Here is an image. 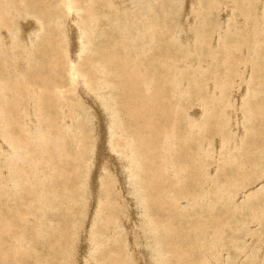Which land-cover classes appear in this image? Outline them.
<instances>
[{
    "label": "bare ground",
    "instance_id": "6f19581e",
    "mask_svg": "<svg viewBox=\"0 0 264 264\" xmlns=\"http://www.w3.org/2000/svg\"><path fill=\"white\" fill-rule=\"evenodd\" d=\"M191 1L193 4V0H191ZM232 1H234V0H225V2L222 0L223 4L220 5L215 0H195L194 7L193 6H192L193 8L191 7L192 8L191 12L193 14V17L191 18V20L192 21L194 20V22H196L197 24L196 23L194 24L192 22L193 25L191 26V28H192L194 34H196L195 36H193L194 39L202 38L201 39L202 41L200 40V42H199V43H201V44H199L200 46L196 48L193 46L192 47L187 46L189 44V42H187V40L185 38L186 35L184 37V35H182L180 33L181 31L178 30L179 28H175V26L172 27V25H171L172 23L170 24L171 12L174 10H178L177 0H0V29L6 20H8L10 22V18H12L14 20H16V18H18L21 21L20 17H23L24 15H29V16L32 15V16H36V17L39 16L41 18V15H43V14H45L44 16L48 17V18H42V19L37 18V19L40 20V22L46 23L47 27H50V26L55 27V26H58L59 24L65 25V26H70L69 25V16L73 15V13H72L73 11H71V9H69V8H71V6L74 5L77 9V10L75 9L76 11H78L79 9L85 10L86 13H84V14H82V11H81V18L78 19V17H77L78 22H80V21L83 22V25H80V29L81 28L84 29V34L81 33L82 35H80V32H78V34L80 35V38H81L80 39L81 43L79 42L81 44V48H79V50H78L77 46L79 44L78 43L75 44L73 42L75 40V38H74V40H73V38L68 39L71 41L73 40L71 47L69 45V47H70L69 51L70 52L73 51V53L78 51V53H77L78 55L73 54L74 58L75 59H77V57L81 58L82 54L80 55V53H82V51H83L84 56H85V60H83V61H85V62L80 63V61H79V63H77L76 65H72V63H70L72 60L70 62H68L71 65V66H67L68 70L70 67L69 71L66 69L67 72H69L68 73V80H69V83L76 89L77 83H78V85L80 84V81H78L77 79H79L81 77L80 78V80H81V79H83L82 77H84L85 83L87 84L88 89L90 90V96L93 97L94 99H96L95 97H99V99L102 101V103L104 105H106V108L108 109V110H106L105 107L103 106L105 111H108V116L106 119L108 121L105 122V120H104L105 117L102 113L103 109L99 108V112H100L99 115L101 116V120H102V121H100L99 115H98V118L96 117V115L98 113H96L92 109L93 107L89 106V105H91V103L93 105L94 100L93 101L88 100V98H86L87 94L85 93L86 94V96H85L82 93V92H85V90L80 91L82 89V88H80L79 90L76 89V91L72 92L71 88H67V90H65L64 87H61V85L64 84L66 79H67V78H65V75H64L65 73H64L63 69L60 68L61 66L60 67L54 66L55 67L54 68L51 65L52 61L55 60L56 58H59V56H60L59 53L57 52L59 50V46L57 47V45H56L54 48L56 50V53L54 55L56 57L55 59H54V57H48V53H49L48 48L46 49L47 51L45 50L46 51L45 54H46L47 59H46L45 64L42 66L40 65L41 67H39V70H41V72L39 73V76L34 77L33 76L34 74H31L32 76H29V78L30 77H32V78H30V79H27L28 77L27 78L25 77L24 79L21 77L22 79H17L16 81H13V86L17 90L18 89H25L26 90L27 89L26 85L29 84V86H30V84H31L30 82H33L34 85H36L35 87L30 86L28 88V89H31V91H34L33 89H37V91H38V89L41 90L40 87H42V86L48 87V89L53 87V86L55 88V90L52 89L54 92L46 100L48 103L47 106L49 108V112L48 113L46 112L47 115L44 113V111H42L43 103L45 100L43 93H41L42 91L41 92L39 91L40 93H38V94L31 92V94H29V101L25 102L24 106H21L20 104H16V105L13 104V105H11L12 109L10 108L11 113L17 115V120L11 124V127L15 128L16 131L18 130L19 132H21L22 129L20 130V127L24 124L22 126V128L24 129L26 127V124H27V126L30 127V129H29V131L31 133L30 136H32L35 139L38 136L35 137L32 135V133H34V131H35V133H38L37 131H39L40 129L39 130H37L38 128L35 129L37 127L36 125L38 124L42 128L41 132L44 133L43 144L40 145V144H36L35 142L26 141L24 139L25 134H23V133H21L23 136V137L21 136L22 139H20V137H14L18 140L13 142L12 139H14V138H11L10 132L7 131V128H8L7 125L10 123L9 120L7 121V117H10L11 114L10 113L6 114V112L3 109H0V119H2L0 121V125L2 126V132L4 134V138L2 137V139H0L1 140L0 144L9 145L10 148H13V146L15 148L18 147V149H21L24 147H30L32 149V151L34 152V154L35 153L37 154L39 152V150L41 148H43L44 150L43 151L41 150L43 155H45V158L51 159L53 161V164L44 165V166L39 165L38 167H36L38 170H35V174L37 175L38 171L43 172V173H49L52 169L56 184H60L61 186H63V188L60 192V194H61L60 198H61V203L64 204L66 202V197H67L65 193L69 188H71L73 186H78V188L81 189V193L84 191V192H86V194H88L90 192V190L93 188L94 183L91 184L92 182L87 180V178H88L87 173L88 172L85 171V169L88 168V171L90 170V175H91L93 172L96 171V170H94V168L91 169V167L96 166L99 168L98 163L96 164L93 162L97 159V155L99 154L98 150L101 147V145L104 144V142L106 141L105 138L109 135L107 131H108V129H109V131L111 130V125H112V131L113 132L111 135H109V137L111 138L112 135H114V130H115L116 139L113 138L114 146L119 152H121L123 159H128V161L133 165L132 171H134V172L131 173L132 179L139 181L140 185H136L137 186L136 191L138 193H140V197H138V199L142 202L143 198H145L149 202L147 204H149L151 211H150V208L147 211L146 207L144 206L145 210L147 212V215H148L147 218L152 219L154 221L155 225H157L156 231L160 233V234H157V235H159V237L160 236L161 237L166 236V238H169V239L171 237L173 238V239L171 238L170 240H168L166 245L169 249L168 252L170 253V256L171 255L176 256V253H177L176 250L180 249L181 251H183L182 250L183 246H181L180 243H177L176 241H174V237L178 238L179 235H182L185 231H187L188 233H193V232L201 233L203 231L205 232V231L213 228L214 226L212 224H206L205 223L206 221L204 222L205 224H201L200 223L201 221L200 222L198 221V223H200V224H197V223L190 224L189 220H191V218H193L195 216L193 214V211H192L194 206H193V208L190 209V212L186 213L187 216L184 217L186 220H184V219L179 220L181 225L176 226V224H175L176 217L174 216L173 211H174V209H177L178 206H175V204H179L180 206H182L180 204L182 198H186L187 201L189 202V205H190V202H201L204 200L207 203L204 206L206 211L209 210V212H216L217 208L215 206V203H218V204L220 203L221 206L220 205L219 206L223 207V208L226 207V210L228 211L230 205H232L235 201H237L238 192H240L244 189L247 190L246 187L248 184L253 183L255 181V179L260 177L259 175L264 174V163H263V159H262L264 157V141L263 142L250 143V140H249V142L246 141L247 143L244 145L243 142H241L242 140L238 139V141H237L238 144H236L235 147L239 148L240 152L238 151V154H236V152H235V154H233L232 150L226 148V144L228 142H230L229 139L226 142L224 141V139L229 138L228 137L229 133L231 134L230 139H232V135L234 134V132L232 130V126H235V125L232 124V126H231L230 123L226 121L227 116L221 117L223 112L227 111L228 101H230L234 95L235 96L237 95V97H238V92L235 91L236 94H235V92H233L234 88L238 86V83L236 82L237 79L240 78V80H241L244 77V80H246L247 75L250 73V79H251L250 85H253V86L255 85L254 86L255 90L253 91L254 94L252 95V97H250L249 100L247 101V104H248L247 105V111L257 113L256 116L260 117L259 120L264 119V117H261L264 115V113H263L264 112V99H258V97L263 93L262 92L260 94L259 89L260 88L262 89V87L264 89V59H262L259 56L258 51L256 53V60L254 59V56H252V57H247L245 55L242 56V54L247 55V52H245V46H243V47L239 46L238 48H236L237 53L232 54L231 48H233V46L230 49H229V46L231 44H233V42H231V40H229L228 37H227V39L222 37L223 35L225 36V31H226L227 26H228V25H226V21H227L226 19H225L226 21H224V23L221 22V23H223L222 24L223 29H222V27H220V29L218 30L219 32L217 33L219 35H217L218 37L216 36L218 39L221 38L224 40L223 44L221 43L220 45H217L218 39L216 37L215 38L217 40L214 41L213 40L214 38L212 39V37H213L212 26L213 27L215 26L212 22H209V19L212 21V18H211L212 14H211V17L205 21L202 18L195 20V16L199 15V13H200V12L198 13V11L201 9L200 8L201 5L209 7V8H217V9L219 8V10H218V12H219L220 8H223L225 3H226V6H231L230 7L231 9H233L234 11L236 10L238 12V14L240 15V17H238V18H240V21H241V19L244 21V18L241 17V15L245 14L244 7L238 6V0H236V3L234 2L235 4ZM244 3L246 4V0ZM53 4H54V6H57L58 8H60L59 9L60 12L57 10L58 13L54 12L52 14V17H50L51 9L53 8L54 10H56V8L53 7ZM86 4H89V5H86ZM247 4H248V2H247ZM261 4H264V2ZM66 5H67V9H66ZM114 5L116 8L113 9ZM78 7H79V9H78ZM250 7L251 6L249 5L248 8L250 9ZM172 8H175V9H172ZM242 8H243V10H242ZM246 8H247V6H246ZM253 8H255V7H253ZM68 9L70 10L69 11L70 15L67 13L68 15L65 16L66 13L64 15V12L66 10L68 11ZM152 10H155L157 13L148 12V11H152ZM233 10H232V12H233ZM253 10H255V9H253ZM257 12H258V19H255V20L256 21L259 19L262 20L264 17V14H259V12H261V10L257 11ZM253 14L254 13H252V15ZM188 15L190 16L189 13H188ZM177 17H178V15H177ZM252 17H254V16H252ZM29 18L31 19V17H29ZM130 18L133 19V21ZM32 19H34V18H32ZM61 19H62V22H61ZM185 19H186V17H185ZM233 19L236 20L235 17H233ZM110 20H112V21L110 22ZM248 20H249V18H248ZM255 20L253 23H256ZM31 21L32 20H29V22H28V23H30V25L27 24L28 30L32 24L35 25L34 21L32 24H31ZM237 21L239 22V20H237ZM113 22H116L118 24H122V26H127L131 29H127L126 33H124V34H121V33L116 34L114 30H113V32L111 30V32H112L111 33L110 32V26L111 25L109 26V23L111 24ZM208 22H209V24H208ZM250 22H252V20ZM37 23L38 22H36V25H37ZM39 23H38V25H39ZM43 23H41V24L45 25ZM186 23L187 22H185L184 20L180 21V25L182 26V28H184V31L186 32V34H188L187 30H189L188 24L190 22H188V24H186ZM17 24H19V23H17ZM41 24L38 27L39 29L33 25L32 26L35 27V29L37 28L38 30L43 31L44 26H42ZM175 24L177 25V23H175ZM175 24H173V25H175ZM261 24L263 25V23H261ZM46 25H45V27H46ZM162 25H163V27H162ZM180 25L179 26L177 25V27H180ZM250 25L251 24H249L248 27H250ZM262 25H260V26H262ZM74 26H77V25L74 24ZM74 26H73V28H74ZM16 27H18V26H16ZM22 27H24V29H25L26 26H22ZM66 28L68 29V27H66ZM229 28L230 27H228V29ZM259 28H258V30H259ZM8 29H10V28H8ZM20 29H23V28H21V24H20ZM35 29H33V32ZM180 29H181V27H180ZM238 29H239V31H237V32H239V34L245 35L243 28H242V25H240V23L238 25ZM245 29H246V27H245ZM26 30H24L25 33L26 34L29 33ZM52 30H54V28ZM71 30L72 29H70L69 32ZM192 30L190 29V31H192ZM214 30H215V27H214ZM249 30H250V28H249ZM260 30H263V29L260 28ZM10 31H11V29H10ZM65 31L63 30V32H65ZM76 31H77V29H76ZM247 31H248V29H247ZM251 31H253V30L251 29ZM254 31H255V29H254ZM257 31H255V32L258 34ZM3 32H5V30H3L1 33H3ZM48 32H47V34H48ZM63 32H58V33H63ZM81 32H83V31H81ZM14 33H12L13 36H14ZM17 33L19 34L20 32H17ZM37 33H33V34H37ZM192 33L189 32V34H192ZM214 33H215V31H214ZM250 33L253 34V32H250ZM33 34H30V35H33ZM39 34L41 35L42 33H39ZM39 34L37 35V37L39 36ZM65 34H66V32H65ZM68 34L69 33L67 32V35ZM6 35H7V33H6ZM10 35H8L9 38H10ZM22 35H24V33ZM22 35L20 33L19 37ZM57 35H59V34H57ZM73 35H75V34H73ZM76 35H77V33H76ZM79 35H77V37H79ZM180 35L183 36V37H181L182 38L181 41L187 43V45L185 44L186 46H185V49L183 50V52L180 51L179 49H177L176 48L177 45H175V41H178L176 39ZM13 36L10 39L11 43H9L10 41L8 40L9 41L8 42L9 45L7 47L8 49H11V47L14 45V43L18 44L22 39V37H21V38H19V40H14L15 38H13ZM15 36H16V34H15ZM52 36H53V34H52ZM111 36L113 39L111 38ZM246 36H248V35H246ZM86 37H88V39H86ZM252 37L253 36H251L250 39ZM12 38H13V41H12ZM16 38H18V35L16 36ZM25 38L26 39L29 38V41H30L31 37H29V35H28ZM61 38H64V37L61 36ZM67 38H70V35ZM6 39H8V38H6ZM31 39H32V42H31V44H32L34 42L33 39H35V37L34 38L32 37ZM83 39H84V41H83ZM243 39H245V36L241 37L240 41ZM23 40H25V39H23ZM64 40H65V38H64ZM68 40H66V41L69 42ZM80 40H76V41L78 42ZM251 40H254V42L251 41L252 44L249 42L251 49H248V51L252 50V48H253V50L255 52V48L257 47V46L254 47L255 46V39L253 38ZM1 41H0V43H2ZM161 41H163L166 44V46L168 48H170V49L164 48V49L169 50V52L166 50L170 54L168 63L165 60L161 59L160 51H159L160 54H158V52H155L156 50H159L156 48H158V47L162 48L163 47L162 45H159L161 43ZM234 41H236V39ZM24 42L26 44V41H24ZM35 42H37V41L35 40ZM92 42H93V44H92ZM190 42L192 43V41H190ZM225 42H230V44H227ZM242 42H244V41H242ZM197 43H198V41H197ZM5 44H6V42H5ZM19 44H21V43H19ZM27 44H29V43H27ZM97 44L99 46H97ZM237 44L238 43H236V46H237ZM25 46H23V47H25ZM195 46H197V45H195ZM38 48L39 47L36 46V50L34 49V52L31 53V57H30V58H32L31 61L33 63H36V64H39V61L37 58L38 52H39V51H37ZM43 48H45V47H43ZM208 48L209 49H215V51L208 52ZM2 49L3 48H0V51ZM5 50H7V49H5ZM5 50H3V51H5ZM19 50H21V48ZM11 51H10V54H11ZM18 51H16V49L14 51H12V55L10 58L12 59V58L18 57L20 55L19 54L20 51L19 52ZM24 51H25V49H24ZM162 51H163L162 54L164 55V50L162 49ZM21 52H23V51H21ZM196 52H198L199 54L202 55L200 59H199V56L195 54ZM254 52H253V54H254ZM50 53H51V51H50ZM50 53H49V55H50ZM64 53H66L67 55L70 54V53H67V51ZM6 54H7V52H6ZM191 55H194L193 56L195 58L194 62H191L189 60ZM233 55L235 56L234 62H232V64L229 66L227 64V57L233 58ZM263 56H264V54H263ZM238 57H239V59H238ZM33 58H35L36 61H33ZM66 58H67V56H66ZM2 59L5 60V58H2ZM22 59H23V57H22ZM202 60H206L207 63L203 64ZM7 61H9V60H7ZM250 61H251V63H250ZM2 62H4V61H2ZM17 62H18V60H17ZM58 62H59V59H58ZM61 62H64V60H62ZM18 63H20V62H18ZM181 63L185 64V65L187 63H190L189 65L185 66V69L189 70V71L191 68H193L195 66L200 68V69H198V71L195 70V73H188L187 72V74H195V75L201 74L202 75L203 85H206L205 91L207 93V96L210 94L211 101H213V105H212L213 107L212 108L211 107L206 108L204 105H202L204 110H205V112H204L205 114L203 113L201 115L206 116V120H208V119L210 120L213 117H214V119L207 121L205 123L201 120V118L203 116L201 117V116L195 115L196 116L195 120L191 119V118H186L187 116L191 117V114H192L191 113V107L188 105L190 102L191 96H189L190 87L187 84L193 83V82H191V80L188 79V77L181 76L182 74L177 69V66L179 68H180V66H183ZM24 64L26 65V63H24ZM24 64H23V66H24ZM53 64H54V62H53ZM204 65H206V66H204ZM247 65H249V67H247ZM251 65H252V67H251ZM3 67H4V64H3ZM31 67L33 68V66H31ZM221 68H224L225 72L229 74L228 79L222 81L225 84V90H226L225 95H222L220 91H217V89L215 88V85L213 84V80L215 79L216 75L219 73ZM10 69L13 71L14 67H13V69L12 68H10ZM245 69L247 71H245ZM36 70H37V68H36ZM92 70H96L99 73L96 72L95 75L91 74ZM67 72H66V74H67ZM177 72L180 73V77H179V73H177ZM245 72H248V74L246 75ZM8 73H9V71H8ZM15 74H17V73H15ZM26 75H28V74H26ZM86 75H87V79L89 78V80L86 79V77H85ZM18 78H20V77H18ZM90 78L92 80H90ZM3 82H4V79H3ZM58 82L61 84L58 85L57 84ZM242 82H243V80H241V82L239 84H242ZM250 85L248 88H246L247 91H248V89H250ZM259 85H261V87H259ZM95 86L98 88H94ZM147 88L150 90V93H148L149 90L147 91ZM15 89L13 88V91ZM43 89H44V87H43ZM243 89H244V87H243ZM95 90L97 92H100L101 94L96 93ZM22 92H24V91H22ZM44 92H46V91H44ZM18 93H20V92H18ZM71 93L72 94L74 93L75 95L73 94L71 96ZM186 93L188 96L186 95ZM240 94H242V93H240ZM250 94H251V92H250ZM13 95H15V94H13ZM16 96H17V94H16ZM75 96H76V98H75ZM203 96H205V93ZM34 97H36V98H34ZM169 97L175 98V100H174L175 102L172 100V102H174V105H171L172 103L169 102V103H171L170 105L173 107V108L171 107L172 108L171 110L169 109L171 112L169 110H167V112H163L164 106L154 107V105L156 103L161 104L160 103V102H162L161 99H164L165 101H167V99ZM17 98H18V96H17ZM238 98H240L239 101L240 102L242 101L241 103H243L242 98L240 96ZM260 98H262V97H260ZM209 99H208V101H209ZM200 100H201V98H200ZM38 101H39V103H38ZM133 101H135V103ZM197 101H199V99ZM200 103H203V102H200ZM163 104H165V103H163ZM82 105L88 106L87 108H89V111L91 112L90 116H92V118H93L92 123H89L88 125L85 123L86 124L85 129H83L84 126H82L84 121H82L79 118V114H80V112H82L81 111ZM158 105H155V106H158ZM187 105L189 106L188 109H187ZM9 106H10V104H9ZM101 108H102V106H101ZM20 109H24L25 113L19 112ZM32 109H35V113H36V117H34L35 119L31 118V114H33ZM211 109H212V111H211ZM150 110L153 111V114L149 113L152 115L147 114V112ZM165 111H166V109H165ZM210 111L212 112L211 114H210ZM242 111H243L242 109L241 110L239 109L238 112L242 113ZM87 113H89V112H87ZM84 115L87 116V114H84ZM19 116L21 118H19ZM112 116L114 117V119L112 118ZM241 118H243V116ZM84 119H86V118H84ZM88 120L89 119H87V121ZM240 120H242V119H240ZM195 121L196 122L200 121V125L195 123ZM263 122H264V120H263ZM30 123H35V125L32 127V124L30 125ZM51 123H52V125L56 126V127L54 126L56 128L54 135L57 138L53 137V135L50 134V130H47V127L50 126ZM63 123H64V126H63ZM211 123H213V127H214L212 129L215 130V131L212 130V132L209 130V127H211L209 124H211ZM187 124H188V127L185 126ZM243 125L248 130L252 129L251 128V121H249V122L246 121V123H244ZM88 127H90V128H88ZM204 127H205V131H203ZM103 128H104V130H103L104 132H102ZM233 128H235V127H233ZM181 129H183V130L180 131ZM24 131H25V129H24ZM209 133H210V135H209ZM38 134H40V133H38ZM88 134H90V136L92 137V140L87 142L86 136ZM250 134H251V132H250ZM219 135L221 136V138L220 137L217 138V136H219ZM8 136H10V137H8ZM245 136H246V134H245ZM263 138H264V136H263ZM61 140L67 141V142L71 143L72 145H74L75 143L78 145L77 147L79 150L76 152V155L74 157H72L66 151V149H64L60 146L59 141H61ZM252 141H254V140H252ZM257 141H258V139H257ZM89 142H90V144L92 142V144H91L92 145L91 151L93 152L92 156H89V152H90V151H88V149L90 148ZM14 143H16V144H14ZM231 144H232V142H231ZM221 145H223V147H222L221 151L220 150L218 151L217 149L221 148ZM56 146H58L59 148H57ZM15 148H13V150ZM30 148H29V150H30ZM5 149L7 150L8 148L5 147ZM231 149H234V148H231ZM8 150H12V149H8ZM76 150H77V148H76ZM6 152H8V151H6ZM252 152H253V157L250 158L252 155ZM100 154H101V152H100ZM12 155H13V152H12L11 156ZM17 155H20V153L16 154V152H15V156H17ZM37 155H35V156H37ZM11 156H9V157H11ZM131 158H132V160H131ZM244 158H246V159H244ZM11 159H12L11 163H10L11 165L9 164L10 167H9V165H7L5 172L6 173L9 172L10 177L13 178L14 180H15V178H16V180H17V178H21L22 180L25 179L24 181L29 183V185H28L29 188L26 189V192L23 191L27 195L26 196L27 198H25V202L18 200L17 199V192L14 189L15 183L10 182L9 178L7 179L5 176V178L7 180H9L6 182L9 183V185H10L9 187L11 189L8 191V194H7V196H8L7 197V204H6L7 206H5L2 202V200L0 199V264H23L22 262H31L30 254H31L32 259L44 260L41 257L42 255L36 254L34 251H32V253H31L30 251L35 247L38 249H39V247H41L42 244H41L40 238L38 236L39 234H41V236L46 240V243H50V244L52 243L53 237L55 235V231L53 230L52 232L47 233L43 229V224L46 225L47 223H43L42 220L49 218L51 216L53 218V216L55 214V210H54L55 207L53 208L51 206V204H46L45 202H44V204L39 206L38 204H33L29 201V200L35 199L38 196H41V191H38L37 190L38 187H36L37 184H39V182L38 183H33V182L31 183L29 180V179H31L30 175L27 176L25 172H22L20 170V168H17L15 166L16 165L15 159H13L12 157H11ZM0 160H2V159H0ZM84 160H85V162H84ZM125 161H127V160H125ZM121 165H123V164H121ZM218 165H219V168H218ZM212 166L216 167V169L218 168V170H219V172L217 173L218 175H216V176L214 175L215 179L213 178L214 176L212 175V173L209 174V172H211L210 168ZM10 169L13 170V171L11 170L13 173L15 172V174H14L15 178L11 175ZM135 169H136V171H135ZM203 171L206 173V175L209 179L203 178V176H202ZM95 174H97V171L95 172ZM77 177H78L79 184H77V180H76ZM193 177H195V178H193ZM1 178L2 177H0V179ZM106 178H107L108 185H106V187L103 189L106 191V195L104 194L103 196L104 197L107 196L108 201L107 202H101L100 201V202L103 203V208L106 207L108 209H111V208L112 209L111 210L105 209V212L104 213L102 212L106 216H103V214L101 213V209L99 212L102 214L103 218L104 217L108 218L110 216L111 218H113V220L122 219L123 215L122 216L116 215L115 218L113 217V214L116 212V210H120L123 208L122 205L124 206V204L121 203L120 199L118 201V198H119L118 194H117L118 185L115 184V179L113 178L112 174H109V176ZM220 178L227 180L229 182V184L225 183L223 185L222 184L218 185L220 183L218 181V179H220ZM27 180H29V181H27ZM212 180H214V186L215 187H212L213 189L211 190V188L209 186L208 187H206V186L209 184L208 182L212 183L211 182ZM125 181H126V179H125ZM3 183L4 182H2V184ZM25 184H27V183H25ZM122 184H124V183H122ZM187 184H193V187L185 188L184 186ZM103 185H104V182L102 183V186ZM94 186H95V184H94ZM12 187H13V191H12ZM204 187H206L204 189V192L198 191L199 188H204ZM122 188L124 189L123 186H122ZM17 189H19V188H17ZM40 189H41V187H40ZM127 189H130V188H127ZM1 190L2 189L0 187V191ZM119 190H120V187H119ZM105 191H102V192H105ZM78 192H80V191H78ZM120 192L121 191H119L118 193H120ZM123 192H124V190H123ZM193 192H198V194H193ZM245 192H247V191H245ZM91 193H92V191H91ZM262 193H264V192H262ZM10 194H12V196H10ZM86 194H84V195L80 194L82 200H84L83 199L84 197H86V199L89 198V196H86ZM92 194H94V193H92ZM130 194H132V193H130ZM1 195L2 194H0V196ZM49 196H50V193H49ZM96 196H98V195H96ZM103 196H101V197H103ZM240 196L242 197V195H240ZM254 196L255 197H252V198H254L253 200H255L257 196H259V192L258 193L254 192ZM50 198L51 197H49V201L51 200ZM90 199H91V197L88 200H90ZM37 200L39 201V199H37ZM46 200H47V198H46ZM116 200H117V202H116ZM27 202L30 205V212H28V214L25 212H19L21 210L18 211L19 208L17 206L20 204L26 205ZM54 203H55V201H54ZM81 203H83V201ZM88 203H89V201H88ZM213 203H214V205H211ZM251 203H253V202H251ZM92 204H90V206ZM200 204L201 203H199V205ZM247 204H248V207H245L244 209L238 207L240 209L237 211L231 212V210H230L229 213H232L234 218L231 215L229 217L227 214V216H225V221H227L228 218H230V219L241 218V219H238V221H237V223H239V222L244 221V218H248V217L253 218L254 216H256L255 214L264 211V208H262L260 205L250 204L249 201L247 202ZM25 205H23V206H25ZM45 206L47 207V210H45V209L40 210L39 209V211H37V209L39 207H45ZM133 207H135V206H133ZM191 207H192V205H191ZM236 208H237V205H236ZM24 209L22 208V210H24ZM27 211H29V210H27ZM77 212H78V208L71 206V205H67V206L62 205V207H61L60 224H61L62 230H63L61 232V236H62V240H63V243H61V247H66V246H64V244L67 241L68 234L71 233V228H76L78 226L79 220L73 218V214H75ZM197 213L198 212L196 211L195 214H197ZM116 214H117V212H116ZM206 216H207V214H206ZM39 217H41V218H39ZM36 218H38V220H37V223L34 225L33 220ZM210 218H212V217H210ZM222 218H223V216H222ZM56 219H58V218H56ZM104 219H105V221L108 220V219L106 220V218H104ZM223 219H221V220H223ZM195 221H197V220H195ZM253 221L255 222V219ZM257 221H258V219H257ZM109 222H111L110 218H109ZM121 222H120V224H121ZM84 223H86V222H84ZM218 223H220V222L217 221V224ZM243 223H249V222H243ZM91 224H93V222ZM152 224H153V222H152ZM251 224H252V222H251ZM251 224H249V225H251ZM223 225L225 226L227 224H223ZM241 225H242V223H241ZM35 226H38L39 232H38V234L34 235L33 233L36 230H34L33 227H35ZM227 226H230V225H227ZM245 226L248 227L247 225H245ZM83 227H84V224H83ZM120 227H121V225H120ZM124 227H123V230H124ZM80 229L81 228L79 227L78 230H80ZM113 229H115V228H113ZM240 229H242V228H239V230ZM30 230H31V235H29L30 232H28ZM250 230L251 229H248L249 233H250ZM119 232H121V231H118V233ZM107 233H109V231H107ZM107 233H105L106 237L108 236ZM234 233L238 234L235 231H234ZM123 234H126V233H123ZM82 235H83V233H82ZM215 235L218 237V238H216V237L215 238L219 240L220 233L216 232ZM89 239H91V238H89ZM165 240L167 241V239H165ZM211 240H212V238H211ZM107 241L110 244L111 242H114V239L109 238V239H107ZM118 241L119 240H116V242H118ZM120 241H122V240L120 239ZM222 242L225 243L224 241H222ZM75 243H76V240L72 243V248L75 246ZM73 244H74V246H73ZM199 244H200V242H199ZM209 244H211V243H209ZM218 244H219V242L217 243V245ZM24 245L26 246V248H25L26 251L24 252L21 249V252H23V254L26 253V255H27L26 257L23 254H18L15 250V248L17 249L19 246H24ZM211 245H213V242ZM214 245L216 246V244H214ZM122 246H123V244H122ZM192 246H193V244H192ZM235 246H234V248H235ZM109 247H110L109 252H106V255L103 258H101V262H104V264H115V262H124V260L127 259L125 257V253H127V252L125 250L121 249L120 245L109 246ZM224 247H222V248H224ZM238 247H239V244L236 248H238ZM245 247H246V245H245ZM189 248H190V245H189ZM162 249H160V250H162ZM256 249H255V251H256ZM185 250H187V248ZM17 251H19V250H17ZM124 251H125V253H124ZM239 251H240V249H239ZM250 251H252V249ZM198 252H201V251H198ZM254 252H252V253H254ZM163 253H164V251H163ZM195 253H196V251H195ZM51 254H52V252H51ZM164 254H162V255H164ZM219 254H221V252ZM244 254H245V252H244ZM216 256H218V255H216ZM247 256L245 258H247ZM221 259H222V255H221ZM247 259H245V260H247ZM184 260H185V258H184ZM188 260L189 259H187V261ZM243 260H244V258H243ZM243 260L241 259L240 262ZM249 260H251V259H249ZM32 261H35V260H32ZM208 261H210V259ZM218 262H219V260H218ZM42 263L36 262V264H42ZM130 263H131V260H130ZM148 264H149V262H148Z\"/></svg>",
    "mask_w": 264,
    "mask_h": 264
},
{
    "label": "rangeland",
    "instance_id": "374dc122",
    "mask_svg": "<svg viewBox=\"0 0 264 264\" xmlns=\"http://www.w3.org/2000/svg\"><path fill=\"white\" fill-rule=\"evenodd\" d=\"M215 1H217L220 5L221 4H223V2H222V0H215ZM220 1V2H219ZM224 2H225V0H223ZM251 1V2H250ZM264 2V0H246V4H247V2H248V4L246 5L244 2H245V0H238V6L239 7H244V11H245V14L244 15H241V17L242 18H244V21L241 19V21H240V18H238V17H240V15L238 14V12L235 10H233V9H231L230 7L231 6H226V3H225V5H224V7L223 8H220V11L218 12V10H219V8L217 9V8H209V7H206V6H202L201 5V11L199 10L198 11V13H199V15H196L195 16V20H198V19H203L204 21L205 20H207L208 18H210L211 17V14H212V21L209 19V22H212L215 26V30H214V27L212 26V35H213V37H212V39L215 41V40H217L218 38V36L217 35H219V34H217L219 31V29H220V27H222V24L224 23V21H226V25H228L227 26V29H226V31H225V36L223 35L222 37H224V38H226L227 39V37H228V39L229 40H231V42H233V44H231L230 46H229V49L233 46V48H231V52H232V54H234V53H237V49L236 48H238L239 46H245V52H247V55L246 54H242V56H247V57H252V56H254V59L256 60V53H257V51L259 52V56L262 58V59H264V56H263V54H264V17H263V19L262 20H255V19H258V12L257 11H260L261 10V12H259V14H264V4H261V3H263ZM233 3L235 2L236 3V0H234V1H232ZM250 2V3H249ZM258 2V3H257ZM86 3V2H85ZM194 3H195V0H193V4H192V1L191 0H177V5H178V10H174V11H172L171 12V14H170V24L172 25V27H174L175 26V28H179L178 30H180L181 32V34L182 35H184V37H185V35H186V40H187V42H189V44L187 45V43L186 42H183V41H181L182 40V38L181 37H183V36H179L176 40H178V41H175V45H177L176 46V48L177 49H179L180 51H182L183 52V50L185 49V46L187 45V46H193V47H199L200 45L199 44H201V43H199L200 42V40L202 39V38H199V39H194V37L193 36H195L196 34H194V32H193V30H192V28H191V26L193 25V23L195 24L196 22H194V20L192 21L191 20V18L193 17V14H192V8L194 7ZM206 3V2H205ZM234 3V4H235ZM252 3V4H251ZM255 4V5H254ZM86 5H89V4H86ZM243 5V6H242ZM245 5V6H244ZM249 5L251 6L250 7V9L252 10H250L248 7H249ZM253 5V6H252ZM193 6V7H192ZM226 6V7H225ZM246 6H247V8L249 9H247L246 8ZM262 6V7H261ZM53 7H55L56 8V10H54L53 8L51 9V11H50V17H52V14L54 13V12H57L58 13V11L60 12V8H58L57 6H54V4H53ZM113 7V6H112ZM192 7V8H191ZM253 7H255V8H253ZM257 7V8H256ZM69 8V7H68ZM74 8V9H73ZM114 8H116L115 7V5H114V7H113V9ZM66 9H67V5H66ZM69 9H71V11H73L72 13H73V15L72 16H69V25L70 26H65V25H61V24H59L58 26H50V27H47V25H46V23H43V22H40V20H38L37 18H39V19H42V18H48V17H45L44 15L45 14H43V15H41V18L39 17V16H29V15H24L23 17H20L21 18V21H20V19H18V18H16V20H14V19H12V18H10V22L8 21V20H6L5 22H4V24L2 25V27H1V29H0V33L3 31V30H5V32H3V33H1L0 34V39L2 40H0L2 43H0V48H3L0 52V109H3L5 112H6V114H11L10 115V117H7V121L9 120L10 121V125L8 124L7 125V131L8 132H10V136H11V138H14V137H20V139H22L21 138V136H22V134L21 133H23V134H25V137H24V139L26 140V141H31V142H35L36 144H40V145H42L43 144V142H44V140H43V137H44V133H42L41 131H42V128L37 124L36 126V128L35 129H37V130H39V131H37L38 133H40V134H38V133H35V131H34V133H32V135L33 136H38L37 138H33L32 136H30V131H29V129H30V127L29 126H27V124H26V127L24 128L25 129V131H24V129L22 128V126L24 125H22L21 127H20V130H21V132H19L18 130L16 131V129L15 128H12L11 127V124L12 123H14L16 120H17V115H15V114H12L11 113V109H12V106L11 105H13V104H20L21 106H24V103L25 102H28L29 101V94H31V92L32 93H40L41 91V93H43V96H44V98H45V100H44V103H43V107H42V111H44V113L47 115V113L49 112V108H48V103H47V98H49L50 97V95L54 92L53 90H55V88H54V86L53 87H51V88H49L48 89V87H45V86H42V87H40L41 88V90L40 89H38V91H37V89H33L34 91H31V89H28L30 86H33V87H35L36 85H34V83L33 82H30L31 84H30V86H29V84L28 85H26V90L25 89H15V87L13 86V81H16L17 79H24L25 77L27 78V79H30V78H32V77H30L29 78V76H32L31 74H34L33 76L35 77V76H39V73L41 72V70H39V67H41L42 65H44L45 64V62H46V59H47V57H46V49L48 48L49 50H48V52L50 53V51H51V53H50V55H49V53H48V57H54V59L56 58L54 55H55V53H56V50L54 49L55 48V46L57 45V47L59 46V50L57 51L58 53H59V55L61 56H59V58H56L55 60H53L52 61V63H51V65H52V67H60V68H62L63 69V71H64V75H65V78H67L66 79V81H65V83L64 84H62L61 85V87H64V89L65 90H67V88H71V90H72V92L73 91H76V89L77 90H79L80 88H82L80 91H83V90H85V92H82L85 96H86V94H87V96H86V98H88V100H94L93 102V105H92V103H91V105H89L90 107H93L92 109L96 112V113H98L97 115H96V117L98 118V115L100 114V112H99V108L100 109H103V111H102V113H103V115H104V120H105V122H107L108 120H106L107 119V116H108V111H105V109L106 110H108L107 108H106V105H104L103 103H102V101L99 99V97H95L96 99H94L93 97H91L90 96V90L88 89V86H87V84L85 83V79H84V77H82L83 79H81L80 80V78L79 79H77L78 81H80V84L78 85V83H77V87H76V89L69 83V80H68V73L69 72H67V70H68V67L67 66H71L70 65V63H72V65H76L77 63H79V61H80V63H83V62H85V61H83V60H85V56H84V52L82 51V53H80V55H81V58H79V57H77V59H75L74 58V55L73 54H77L78 53V51L77 52H75V53H73V51L72 52H70L69 51V48L71 47V44L74 42L75 44L76 43H78L77 45V47H78V50H79V48H81V38H80V35H82V34H84V29L83 28H81L80 29V25H83V22H78V20H77V17H78V19L79 18H81V11H82V14H84V13H86L85 12V10H80L79 9V7H78V11H76L77 9H76V7L74 6V5H72L71 6V8H69ZM68 9V11L66 10L65 12H64V15H65V13H66V15L65 16H67L68 14H69V10ZM76 9V10H75ZM172 9H175V8H172ZM253 9H255V10H253ZM257 9V10H256ZM259 9V10H258ZM53 10V11H52ZM58 10V11H57ZM189 10V11H188ZM232 10H233V12H232ZM242 10H243V8H242ZM227 11V12H226ZM230 11V12H229ZM254 11V12H253ZM148 12H151V13H157L155 10H152V11H148ZM185 12V13H184ZM257 12V13H256ZM68 13V14H67ZM188 13L190 14V16L188 15ZM252 13H254L253 15H252ZM236 14V15H235ZM239 16H238V15ZM250 14V15H249ZM256 14V15H255ZM70 15V14H69ZM177 15H178V17H177ZM185 15V16H184ZM252 16H254V17H252ZM29 17H31V19L29 18ZM185 17H186V19H185ZM233 17H235L236 18V20L235 19H233ZM249 18V20L251 21L252 20V22H250L249 20H248V18ZM32 18H34V19H32ZM188 18V19H187ZM252 18V19H251ZM254 18V19H253ZM26 19V20H25ZM74 19V20H73ZM131 19V18H130ZM180 19V20H179ZM190 19V20H189ZM226 19V20H225ZM247 19V20H246ZM14 20V21H13ZM18 20V21H17ZM29 20H32L31 21V24L33 23V21H34V24L35 25H33V26H35V27H39L40 26V24L41 23H43V24H45L46 25V27H45V25H42V26H44L43 27V31L41 32L40 30H38L37 28L35 29V27H33L32 25H31V27L33 28V29H35L34 30V32H33V29L30 27L29 28V30H28V26H27V24H29L30 25V23H28L29 22ZM132 21H133V19H131ZM181 20H184L185 22H187L186 24H188V22H190L189 24H188V28H189V30H187V32H188V34H186V32L184 31V28H182V26L180 25V21ZM237 20H239V22L237 21ZM254 20L256 21V23H253L254 22ZM9 23H8V22ZM24 21V22H23ZM112 20H110V22H111ZM174 23H173V22ZM248 21V22H247ZM27 22V23H26ZM36 22H40L39 23V25H38V23H37V25H36ZM61 22H62V19H61ZM193 22V23H192ZM209 22H208V24H209ZM221 22H223V23H221ZM246 22V23H245ZM12 23V24H11ZM17 23H19V24H17ZM23 23V24H22ZM82 23V24H81ZM114 23V24H113ZM113 23H109V26H110V32H111V30H112V32H113V30L115 31V33L116 34H124V33H126V30L127 29H131V28H129V27H127V26H122V24H118V23H116V22H113ZM175 23H177V25L179 26L180 25V27H181V29H180V27H177V25L175 24ZM239 23H240V25H242V28H243V31H244V34L245 35H243V34H239V32H237V31H239V29H238V25H239ZM248 23V24H247ZM254 25H253V24ZM259 23V24H258ZM261 23H263V25L261 24ZM6 24V25H5ZM17 24V25H16ZM20 24H21V28H23V29H20ZM74 24L75 25H77V26H74ZM169 24V23H168ZM173 24H175V25H173ZM197 24V23H196ZM219 24V25H218ZM247 24V25H246ZM249 24H251L250 25V27H248L249 26ZM15 25V26H14ZM61 25V26H60ZM74 26V28H73V26ZM118 27H117V26ZM183 25V24H182ZM221 25V26H220ZM260 25H262V26H260ZM16 26H18V27H16ZM22 26H26L25 27V29H24V27H22ZM65 26V27H64ZM72 26V27H71ZM100 26V25H99ZM98 26V27H99ZM224 26V25H223ZM246 27V29H245V27ZM66 27H68V29L66 28ZM78 27V28H77ZM118 29H117V28ZM162 27H163V25H162ZM168 27V26H167ZM184 27V26H183ZM228 27H230L229 29H228ZM248 27V28H247ZM261 29H263V30H260V28ZM8 28H10L11 29V31H10V29H8ZM48 28V29H47ZM50 28V29H49ZM54 28V30H52V29ZM64 28V29H63ZM174 28V29H175ZM232 28V29H231ZM249 28H250V30H249ZM258 28H259V30H258ZM27 29V30H26ZM31 29V30H30ZM47 31H46V30ZM58 31V32H63V30L65 31L66 29V34H65V32H63V33H58L56 30ZM70 29H72L70 32H69V30ZM76 29H77V31H76ZM123 29V30H122ZM183 29V30H182ZM190 29L192 30V31H190ZM222 29H223V27H222ZM247 29H248V31H247ZM251 29L253 30V31H251ZM254 29H255V31H257L258 32V34L254 31ZM257 29V30H256ZM23 30V31H22ZM24 30H26V31H28L29 33H27L28 35H29V37H35V39H33V43L31 44V42H32V39L30 38V41H29V38L28 39H26L25 37H27L28 35L25 33V31ZM38 30V31H37ZM61 30V31H60ZM74 30V31H73ZM79 30V31H78ZM49 31V32H48ZM76 31V32H75ZM81 31H83V32H81ZM214 31H215V33H214ZM232 31V32H231ZM260 31V32H259ZM263 31V32H262ZM9 32V33H8ZM15 32V33H14ZM17 32H20L21 33V35L24 33V35H22V36H20L19 37V35H20V33L18 34ZM23 32V33H22ZM31 32V33H30ZM37 33V34H33V33ZM47 32H48V34H47ZM54 32V33H53ZM67 32L69 33L68 35H67ZM74 32V33H73ZM78 32H80V35L78 34ZM111 32V33H112ZM189 32L190 33H192V34H189ZM250 32H253V34L252 33H250ZM263 34H262V33ZM6 33H7V35H6ZM12 33H14V36H13V34ZM39 33H42L41 35L39 34ZM59 34V35H57V34ZM71 33V34H70ZM76 33H77V35H79V37H77V35H76ZM82 33V34H81ZM261 33V34H260ZM6 36H5V35ZM13 36V38H15L14 40H19V38H21L22 37V39H21V41L19 42V43H21V44H16V43H14V45L11 47V49H8L7 47H8V45H9V43H11V41H10V39H11V35ZM15 34H16V36L18 35V38H16V36H15ZM27 36H26V35ZM30 34H33V35H30ZM39 34V36L37 37V35ZM47 34V35H46ZM52 34H53V36H52ZM73 34H75V35H73ZM216 34V35H215ZM251 34V35H250ZM8 35H10V38H9V36ZM69 35H70V38H67V37H69ZM73 37H72V36ZM238 35V36H237ZM246 35H248V36H246ZM4 38H3V37ZM8 36V37H7ZM42 36V37H41ZM47 36V37H46ZM59 36V37H58ZM61 36H63L64 38H65V40H64V38H61ZM217 36V37H216ZM245 36V39H243V40H241L240 41V38L241 37H244ZM251 36H253L251 39H255V46L254 47H256L255 48V52H254V50H253V48H252V50H250V51H248V49H251V47H250V43L252 44V42H254V40H251L250 39V37ZM255 36V37H254ZM77 37V38H76ZM217 39H216V38ZM235 37V38H234ZM3 38V39H2ZM6 38H8V39H6ZM13 38H12V41H13ZM73 38V40H74V38H75V40L72 42L71 40H68V39H72ZM79 38V39H78ZM111 38H112V36H111ZM180 38V39H179ZM188 38V39H187ZM23 39H25V40H23ZM51 39V40H50ZM86 39H88V37H86ZM113 39V38H112ZM233 39V40H232ZM236 39V41H234ZM259 39V40H258ZM10 42H9V41ZM35 40L37 41V42H35ZM53 40V41H52ZM63 40V41H62ZM66 40H68L69 42H67ZM76 40H80V41H76ZM196 40V41H195ZM262 40V41H261ZM24 41H26V44H25V42ZM76 41V42H75ZM83 41H84V39H83ZM190 41H192V43L190 42ZM197 41H198V43H197ZM202 41V40H201ZM223 39H221V38H219L218 39V44L217 45H220L221 43L223 44ZM242 41H244V42H242ZM252 41V42H251ZM260 41V42H259ZM5 42H6V44H5ZM9 42V43H8ZM53 42V43H52ZM80 42V43H79ZM179 42V43H178ZM195 42V43H194ZM238 43L237 44V46H236V43ZM250 42V43H249ZM27 43H29V44H27ZM47 45H46V44ZM67 43V44H66ZM225 43H227V44H230V42H225ZM261 43V44H260ZM51 44V45H50ZM92 44H93V42H92ZM165 43L163 42V41H161V43L159 44V45H162L163 47L162 48H156V49H159V50H156L155 52H158V54H160V57H161V59H163V60H165L167 63H168V61H169V57H170V54L168 53L169 52V50L168 49H170V48H168L167 46H166V44L164 45ZM180 44V45H179ZM186 44V45H185ZM213 44V43H212ZM240 44V45H239ZM260 46H259V45ZM4 45V46H3ZM7 45V46H6ZM18 45V46H17ZM21 45V46H20ZM26 45V46H25ZM33 47H32V46ZM69 45H70V47H69ZM195 45H197V46H195ZM23 46H25V47H23ZM29 46V47H28ZM31 46V47H30ZM36 46H38L39 48L37 49V51H39L38 52V61H39V64H36V63H33L31 60H32V58H30L31 57V53L32 52H34V49L36 50ZM50 46V47H49ZM53 46V47H52ZM66 46V47H65ZM97 46H99L98 44H97ZM236 46V47H235ZM259 46V47H258ZM262 46V47H261ZM43 47H45V48H43ZM93 47V46H92ZM161 47V46H160ZM14 48V49H13ZM21 48V50H19ZM164 48H168V49H164ZM5 49H7V50H5ZM16 49V51H18L19 52V56L18 57H16V58H10L11 57V55H12V51H14ZM24 49H25V51H24ZM31 49V50H30ZM66 49V50H65ZM68 49V50H67ZM162 49L164 50V55L162 54L163 53V51H162ZM260 49V50H259ZM3 50H5V51H3ZM12 50V51H11ZM28 50V51H27ZM46 50V51H45ZM62 50V51H61ZM168 52H167V51ZM234 50V51H233ZM10 51H11V54H10ZM21 51H23V52H21ZM44 51V52H43ZM53 51V52H52ZM67 51V53H70L69 55H67L66 53H64V52H66ZM69 51V52H68ZM159 51H160V53H159ZM213 51H215V49H209L208 48V52H213ZM6 52H7V54H6ZM42 52V53H41ZM253 52H254V54H253ZM263 52V53H262ZM23 53V54H22ZM30 53V54H29ZM40 53V54H39ZM54 53V54H53ZM64 53V54H63ZM10 54V55H9ZM25 54V55H24ZM66 54V55H65ZM166 54V55H165ZM169 54V55H168ZM196 55H198L199 56V59L201 58V54H199L198 52H196L195 53ZM22 55V56H21ZM78 55V54H77ZM163 55V56H162ZM250 55V56H249ZM28 58H27V57ZM65 56V57H64ZM66 56H67V58H66ZM70 58H69V57ZM73 56V57H72ZM194 55H191L190 56V58H189V60L191 61V62H194L195 60V58L193 57ZM22 57H23V59H22ZM83 57V58H82ZM164 57V58H163ZM166 57V58H165ZM2 58H5V60L4 59H2ZM25 58V59H24ZM67 60H66V59ZM20 59V60H19ZM30 61H28V60ZM58 59H59V62H58ZM70 59V60H69ZM193 59V60H192ZM234 59H235V56L233 55V58H229V57H227V64L230 66L231 64H232V62H234ZM238 59H239V57H238ZM7 60H9V61H7ZM14 60V61H13ZM17 60H18V62H20V63H18L17 62ZM27 62H26V61ZM62 60H64V62H61ZM72 60V61H71ZM197 60V59H196ZM231 60V61H230ZM252 60V59H251ZM2 61H4V62H2ZM33 61H36V59L35 58H33ZM67 61V62H66ZM71 61V62H70ZM82 61V62H81ZM230 61V62H229ZM14 62V63H13ZM17 62V63H16ZM53 62H54V64H53ZM68 62H70V63H68ZM200 62V61H199ZM18 65H16V64ZM24 63H26V65L24 64ZM32 65H31V64ZM42 63V64H41ZM57 63V64H56ZM201 63V62H200ZM202 63L203 64H206L207 63V61L206 60H202ZM250 63H251V61H250ZM3 64H4V67H3ZM11 64V65H10ZM15 64V65H14ZM23 64H24V66H23ZM63 64V65H62ZM68 64V65H67ZM182 64V63H181ZM190 63H187L186 65H189ZM14 65V66H13ZM33 66V68L31 67V66ZM39 65V66H38ZM41 65V66H40ZM183 66H180V68L177 66V69L179 70V72L182 74L181 76H185V77H188V79H190L191 80V82H193V83H188L187 85L190 87V94H189V96H191V99H190V102H189V106L191 107V117H186V118H191V119H194L195 120V118H196V116L195 115H197V116H203V115H201V114H203L204 112H205V110H204V108H203V106L202 105H204L206 108H212L213 106V101H211V98H210V94L207 96V93H206V85H203V77H202V75L200 74V75H195V74H187V72L188 73H195V70H197L198 71V69H200L199 67H193V68H191L190 69V71L189 70H186L185 69V64H182ZM250 65V64H249ZM249 65H247V67H249ZM26 66V67H25ZM36 66V67H35ZM204 66H206V65H204ZM13 67H14V69H13ZM25 67V68H24ZM31 67V68H30ZM54 67V68H55ZM251 67H252V65H251ZM10 68H12L13 69V71L10 69ZM36 68H37V70H36ZM67 69V70H66ZM184 69V70H183ZM31 70V71H30ZM34 70V71H33ZM69 70H70V67H69ZM68 70V71H69ZM8 71H9V73H8ZM16 71V72H15ZM26 71V72H25ZM33 71V72H32ZM39 71V72H38ZM67 72V74H66V72ZM245 71H247L246 69H245ZM36 72V73H35ZM96 72H98V71H96V70H92L91 71V74H96ZM179 72H177V73H179ZM12 73V74H11ZM14 73V74H13ZM15 73H17V74H15ZM99 73V72H98ZM180 73H179V77H180ZM4 74V75H3ZM26 74H28V75H26ZM37 74V75H36ZM245 74L247 75L248 74V72H245ZM17 75V76H16ZM26 75V76H25ZM2 76V77H1ZM24 76V77H23ZM17 77V78H16ZM18 77H20V78H18ZM22 77V78H21ZM86 77V79H87V75L85 76ZM228 77H229V74L228 73H226L225 72V70H224V68H221L220 69V71H219V73L216 75V77H215V79L213 80V84L215 85V88L217 89V91H220L221 92V94L222 95H225L226 94V90H225V84H224V82H222L223 80H226V79H228ZM3 79H4V82H3ZM10 79V80H9ZM13 79V80H12ZM8 80V81H7ZM32 80V79H31ZM30 80V81H31ZM87 80H89V78L87 79ZM90 80H92L91 78H90ZM241 80H243V82H242V84H239L240 82H241ZM240 80V78L239 79H237V83H238V86L237 87H235L234 88V90H233V92H238V97L240 96L241 98H242V100H243V103H241L240 101H239V99L240 98H238L237 97V95L235 96H233L232 97V99L230 100V101H228V107H227V111H224L223 112V114L221 115V117H224V116H227V122H229L230 123V125L232 126V124L233 125H235V126H232V130H233V132H234V134L232 135V139H230V133L228 134L229 136V138H226V139H224V141L226 142V141H228V139H229V141L230 142H228L227 144H226V148H228V149H230V150H232V152H233V154H235V152H236V154H238V151H239V148H236L235 146H236V144H238V139L240 140H242L241 142H243V144L245 145L247 142H249V140H250V143H253V142H263L264 141V138H263V136H264V122H263V120L262 119H260L259 120V118L260 117H258V116H256V114L257 113H255V112H248L247 111V101L249 100V98L250 97H252V95L254 94L253 93V91L255 90L254 88V86L253 85H250L251 84V79H250V73L247 75V78H246V80H244V77L242 78ZM6 81V82H5ZM33 81V80H32ZM77 81V82H78ZM246 81V82H245ZM250 81V82H249ZM10 82V83H9ZM220 82V83H219ZM33 83V84H32ZM58 85H60L61 83H57ZM12 85V86H11ZM249 85H250V89H248V91H247V89L246 88H248L249 87ZM69 86V87H68ZM197 86V87H196ZM240 86V87H239ZM43 87H44V89H43ZM74 89H73V88ZM195 87V88H194ZM243 87H244V89H243ZM259 87H261V85H259ZM13 88L15 89L14 91H13ZM47 88V89H46ZM94 88H98V87H94ZM200 88V89H199ZM53 89V90H52ZM243 89V90H242ZM17 90V91H16ZM149 89L147 88V91H148ZM194 90V91H193ZM260 90V96L258 97V99H264V89H263V87H262V89L260 88L259 89ZM22 91H24V92H22ZM37 91V92H36ZM40 91V92H39ZM44 91H46V92H44ZM96 91V90H95ZM193 91V92H192ZM243 91V92H242ZM251 92V94H250V92ZM17 92V93H16ZM18 92H20V93H18ZM236 92H235V94H236ZM6 93V94H5ZM81 93V92H80ZM86 93V94H85ZM89 93V94H88ZM96 93H98V94H101L100 92H97L96 91ZM148 93H150V90L148 91ZM204 93H205V96H203L204 95ZM240 93H242V94H240ZM13 94H15V95H13ZM16 94H17V96H18V98H17V96H16ZM74 94V93H73ZM72 93H71V96L73 95ZM192 94V95H191ZM196 94V95H195ZM240 94V95H239ZM21 95V96H20ZM35 95V94H34ZM75 95V94H74ZM186 95H187V93H186ZM185 95V96H186ZM251 95V96H250ZM188 96V95H187ZM193 96V97H192ZM90 97V98H89ZM236 97V98H235ZM254 97V96H253ZM260 97H262V98H260ZM26 98V99H25ZM34 98H36V97H34ZM75 98H76V96H75ZM195 98V99H194ZM200 98H201V100H200ZM209 99V101H208V99ZM28 99V100H27ZM199 99V101H197ZM204 99V100H203ZM16 100V101H15ZM39 100V99H38ZM162 100V102H160L161 104H159V103H156L155 105H158V106H155L154 105V107H161V106H164V110H163V112H167V110H171L173 107L171 106V105H174V100H175V98H173V97H169L168 99H167V101H165L164 99H161ZM169 100V101H168ZM172 100L174 101V102H172ZM19 101V102H18ZM23 101V102H22ZM100 103H99V102ZM206 101V102H205ZM211 101V102H210ZM134 103H135V101H133ZM169 102H171V103H169ZM200 102H203V103H200ZM22 103V104H21ZM38 103H39V101H38ZM46 103V104H45ZM102 103V104H101ZM163 103H165V104H163ZM169 103V104H168ZM191 103V104H190ZM238 103V104H237ZM242 105H241V104ZM9 104H10V106H9ZM96 104V105H95ZM98 104V105H97ZM171 104V105H170ZM196 104V105H195ZM208 104V105H207ZM210 104V105H209ZM46 105V106H45ZM100 105V106H99ZM187 105V109L189 108V106ZM240 105V106H239ZM45 106V107H44ZM101 106H102V108H101ZM103 106L105 107V109L103 108ZM34 107V106H33ZM47 107V108H46ZM88 106H86V105H82L81 106V111L82 112H80V114H79V118L82 120V121H84V123H83V125L82 126H84V128L83 129H85L86 128V124L88 125L89 123H92V116H90V111H89V108H87ZM172 107V108H171ZM202 107V108H201ZM239 107V108H238ZM11 108V109H10ZM165 109H166V111H165ZM197 109V110H196ZM239 109L241 110H243L242 111V113H239L238 111H239ZM169 110V111H170ZM203 110V111H202ZM201 111V112H200ZM211 111H212V109H211ZM210 111V114L212 113ZM19 112H24L25 113V110L24 109H20L19 110ZM32 112H33V114H31V118H34V117H36V113H35V109H32ZM47 112V113H46ZM86 112V113H85ZM87 112H89V113H87ZM171 112V111H170ZM197 112V113H196ZM39 113V112H38ZM95 113V114H96ZM149 113H152L153 114V111L152 110H150V111H148L147 112V114H149ZM199 113V114H198ZM264 113V112H263ZM84 114H87V116L86 115H84ZM152 114H149V115H152ZM205 114V113H204ZM243 116V118H241L242 116ZM83 116V117H82ZM241 116V117H240ZM40 117V116H39ZM261 117H264V115L263 116H261ZM19 118H21L20 116H19ZM84 118H86V119H84ZM99 118H100V121H102L101 120V116L99 115ZM112 118L114 119V117L112 116ZM35 119V118H34ZM59 119V118H58ZM84 119V120H83ZM87 119H89L88 121H87ZM212 119H214V117L212 118ZM212 119H210V120H212ZM240 119H242V120H240ZM248 119V120H247ZM2 119H0V121H1ZM201 120L203 121V122H207V121H210L209 119L208 120H206V116H203L202 118H201ZM247 122H249V121H251V130H248L246 127H244V123H246V121ZM258 120V121H257ZM99 122V121H98ZM118 122V121H117ZM239 122V123H238ZM244 122V123H243ZM86 123V124H85ZM113 123V122H112ZM119 123V122H118ZM195 123H197L198 125H200V121H198V122H196L195 121ZM32 124V127L35 125V123H30V125ZM189 124V123H188ZM188 124L187 125H185V126H187L188 127ZM212 124V125H211ZM211 124H209L211 127H209V130L212 132V130L213 131H215L214 129H212V128H214L213 127V123H211ZM216 124V123H215ZM55 125H52V123L50 124V126H48L47 127V130H50V134L51 135H53V137H55V131H56V126L54 127ZM63 126H64V123H63ZM233 127H235V128H233ZM259 127V128H258ZM54 128V129H53ZM88 128H90V127H88ZM261 128V129H260ZM11 130V131H10ZM104 130V128L102 129V132H104L103 131ZM107 130V129H106ZM183 129H181L180 131H182ZM208 130V131H209ZM260 130V131H259ZM203 131H205V127L203 128ZM0 139H2V137L4 138V134H3V132H2V126L0 125ZM19 132V133H18ZM108 134L109 135H111L112 134V125H111V130L109 131V129H108ZM110 132V133H109ZM250 132H251V134H250ZM21 134V135H20ZM35 134V135H34ZM49 134V135H50ZM107 134V135H108ZM213 134V133H212ZM211 134V135H212ZM245 134H246V136H245ZM19 135V136H18ZM109 135L105 138L106 139V141L104 142V144H102L101 145V149L99 148V150H98V152H99V154L97 155V159L99 160H95L93 163H98V165H99V168L98 167H96V166H94V167H91V169L92 168H94V170H96L97 171V174H95V172H93L91 175H90V170L88 171V168H86L85 169V171H87L88 173V178H87V180H89L90 182H92L91 184H95V186H94V184H93V188L90 190V192L88 193V194H86V192H82L81 193V189L80 188H78V186H73V187H71V188H69L67 191H66V202L64 203V204H62L61 203V198H60V196H61V194H60V192H61V190H62V188H63V186H61L60 184H56V182H55V179H54V176H53V171H52V169H51V171L49 172V173H43V172H40V171H38V173H37V175L35 174V170H38L36 167H38L39 165L40 166H44V165H51V164H53V161L51 160V159H47V158H45V155H43V153H42V151L44 150L43 148H41L40 150H39V152L36 154H34V152L32 151V149L30 148V147H24V148H21V149H18V147H14L13 146V148H15L14 150H13V148H10L9 147V145H3V144H0V159H2V160H0V177H2L1 179H0V187H1V191H0V194H2L1 196H0V199L2 200V202H3V204L5 205V206H7L6 204H7V194H8V191L11 189L9 186V183H7L6 181H9L10 180V182H12V183H15V187H14V189H15V191L17 192V199L18 200H21V201H24L25 202V198H27L26 196V194H25V192H26V189H28L29 188V183L28 182H25L24 180L25 179H21V178H17V180H16V178L14 177V174H15V172L13 173L12 171V169H10V173H11V175L15 178V180L13 179V178H11L10 177V174H9V172H5V170H6V167H7V165H9L10 163H11V157L13 158V159H15V161H16V167L17 168H20V170L22 171V172H25L26 173V175L27 176H29L30 175V177H31V179H29L30 180V182L32 183H38L39 182V184H37V186L36 187H38L37 188V190L38 191H41V196H38V197H36L35 199H32V200H29L31 203H33V204H38L39 206H41L42 204H44V202L46 203V204H51V206L54 208L55 207V214H54V216H53V218H52V216L51 217H49V218H46V219H43L42 220V222L43 223H47L46 225H44L43 224V229L47 232V233H50V232H52L53 230L55 231V235H54V237H53V240H52V243L50 244V243H46V240L41 236V234H39L38 236H39V238H40V242H41V247H39V249L38 248H33L30 252L32 253V251H34L36 254H39V255H42L41 257L46 261H44V260H41V259H32V257H31V254H30V259H31V262H22L23 264H36V262H43L42 264H104V262H101V258H103L105 255H106V252H109V250H110V247L109 246H118V245H120L121 246V249H123V250H125L127 253H125V251H124V253H125V257L127 258L126 260H124V262H115V264H148V262H149V264H264V211H262V212H260V213H257V214H255L256 216H254L253 218H244V221H242V222H239V223H237V221H238V219H241V218H238V219H230V218H228V220L227 221H225V216H227V214H228V216L230 217V215L234 218V216L232 215V213H229L230 212V210H231V212H234V211H237V210H239L240 208H242V209H244L245 207H248V204H247V202L249 201V203L250 204H255V205H260L262 208H264V193H262V192H264L263 190H264V174L263 175H259L260 177L259 178H257V179H255V181L253 182V183H251V184H248L247 185V187H246V189L247 190H242V191H240V192H238V194H237V201H235L232 205H230V207H229V209H228V211L226 210V207H220L221 206V204L219 203H215V206H216V212H209V210L208 211H206L205 210V205L207 204L204 200L203 201H201V202H190V205H189V202L187 201V199L186 198H182L181 199V205L182 206H180L179 204H175V206H178L177 207V209H174V216L176 217V220H175V224H176V226H180L181 225V223H180V221L179 220H181V219H184V220H186L184 217L185 216H187V214L186 213H188V212H190V209L191 208H193V206H194V208H193V214L195 215L193 218H191V220H189V223L190 224H192V223H197V224H212L214 227L213 228H211V229H209V230H207V231H203V232H201V233H199V232H193V233H188L187 231H185L182 235H179V237L178 238H176V237H174V241H176L177 243H180L181 244V246H183V251H181L180 249H177L176 250V256H174V255H171L170 256V253L168 252L169 251V249H168V247H167V245H166V243L168 242V240H170L169 238H166V236H160L159 237V235H157V234H160L159 232H157L156 231V226L157 225H155V223H154V221L152 220V219H150V218H147L148 217V215H147V212H146V210H145V207H146V209H147V211H148V209L150 208L149 207V204H147V203H149L148 201H147V199H145V198H143V201L141 202L139 199H138V197H140V193H138L137 191H136V188H137V186L136 185H140L139 184V181L138 180H133L132 179V175H131V173H133L134 171H132L133 170V165L128 161V159H123V156H122V154H121V152H119L116 148H115V146H114V142H113V138L114 139H116V136H115V130H114V135H112V137L110 138L109 137ZM209 135H210V133H209ZM243 135V136H242ZM250 135V136H249ZM10 136H8V137H10ZM23 137V136H22ZM218 137H220L221 138V136L219 135V136H217V138ZM247 137V138H246ZM50 138V137H49ZM55 138H57V137H55ZM110 138V139H109ZM252 138V139H251ZM15 139V140H14ZM14 139H12L13 140V142H15V141H17L18 139H16V138H14ZM37 139V140H36ZM104 139V140H105ZM223 139V138H222ZM257 139H258V141H257ZM92 140V137L90 136V134H88L87 136H86V141L88 142V141H91ZM103 140V141H104ZM252 140H254V141H252ZM260 140V141H259ZM1 141V140H0ZM247 141V142H246ZM231 142H232V144H231ZM235 142V143H234ZM63 143V144H62ZM108 143V144H107ZM14 144H16V143H14ZM59 144H60V146L62 147V148H64V149H66V151L72 156V157H74L75 155H76V152L79 150L78 149V145L75 143L74 145H72L71 143H69V142H67V141H64V140H61V141H59ZM89 144H90V142H89ZM91 144H92V142H91ZM90 144V150L88 149V151H90L89 152V156H92L93 155V152L91 151L92 149V145ZM234 145V146H233ZM233 146V147H232ZM4 147V148H3ZM5 147L6 148H8V149H12V150H6L5 149ZM57 148H59L58 146H56ZM104 147V148H103ZM109 147V148H108ZM222 147H223V145H221V148H219V149H217L218 151L220 150L221 151V149H222ZM27 148V149H26ZM29 148H30V150H29ZM68 148V149H67ZM76 148H77V150H76ZM115 148V149H114ZM231 148H234V149H231ZM73 149V150H72ZM236 149V150H235ZM42 150V151H41ZM6 151H8V152H6ZM5 152V153H4ZM12 152H13V155L11 156V154H12ZM15 152H16V154H19L20 153V155H17V156H15ZM23 152V153H22ZM100 152H101V154H100ZM240 152V151H239ZM25 153V154H24ZM40 153V154H39ZM107 153V154H106ZM31 154V155H30ZM22 155V156H21ZM35 155H37V156H35ZM178 155V154H177ZM9 156H11V157H8ZM32 157V158H31ZM38 157V158H37ZM119 157V158H118ZM253 157V152H252V155H251V157L250 158H252ZM104 158V159H103ZM5 159V160H4ZM40 159V160H39ZM113 159V160H112ZM116 159V160H115ZM118 159V160H117ZM244 159H246V158H244ZM263 159V163H264V157L262 158ZM112 160V161H111ZM125 160H127V161H125ZM131 160H132V158H131ZM14 161V160H13ZM103 161V162H102ZM84 162H85V160H84ZM100 162V163H99ZM211 162V161H210ZM19 164V165H18ZM33 164V165H32ZM101 164V165H100ZM111 164V165H110ZM115 164V165H114ZM121 164H123V165H121ZM11 165V164H10ZM10 165H9V167H10ZM18 165V166H17ZM112 167V168H111ZM213 167V168H212ZM211 168H210V171L211 172H209V174L210 173H212V175L214 176H216V175H218L217 173L219 172V170H218V168H219V165H218V168L216 169V167H214V166H212ZM105 168V169H104ZM215 168V169H214ZM32 169V170H31ZM98 169V170H97ZM118 169V170H117ZM212 169V170H211ZM214 169V170H213ZM258 169V168H257ZM256 169V170H257ZM12 170V171H11ZM259 170V169H258ZM122 171V172H121ZM135 171H136V169H135ZM214 171V172H213ZM103 172V173H102ZM99 173V174H98ZM40 174V175H39ZM86 174V175H87ZM103 174V175H102ZM109 174H112L113 175V178L115 179V184L116 185H118V190H119V187H120V190L119 191H121L120 193H118L119 191L117 190V194H118V201H119V199H120V201H121V203H123L124 204V206L122 205V209H120V210H116V212H117V214H116V212L113 214V217L115 218L116 217V215L118 216V215H123L122 216V219H116V220H113V218H111L110 216L107 218V217H104V218H106V220L107 221H105V219L102 217V214L105 212V209H107V210H111V209H108V208H103V203H101V202H107L108 201V197L107 196H103L104 194L106 195V191L105 190H103L105 187H106V185H108V183H107V178L106 177H108L109 176ZM204 174V175H203ZM211 175V176H212ZM5 176H6V178L8 179L9 178V180H7L6 178H5ZM42 176V177H41ZM90 176V177H89ZM105 176V177H104ZM202 176H203V178L204 179H209L208 177H207V175H206V173L203 171V173H202ZM212 176V177H213ZM215 176L213 177L214 179H215ZM97 177V178H96ZM196 177V176H195ZM195 177H193V178H195ZM105 180H104V179ZM20 181H19V180ZM125 179H126V181H125ZM29 180H27V181H29ZM76 180H77V184H79V181H78V177L76 178ZM36 181V182H35ZM106 181V182H105ZM218 181L220 182L218 185H223V184H225V183H227V184H229V182L227 181V180H225V179H222V178H220V179H218ZM2 182H4L3 184H2ZM27 183V184H25V183ZM104 182V185L102 186V183ZM212 183H210V182H208L209 184L206 186V187H210L211 188V190L213 189L212 187H215L214 186V180H212L211 181ZM122 183H124V184H122ZM194 184V183H193ZM193 184H187V185H183L185 188H190V187H193ZM217 184V183H216ZM226 184V185H227ZM18 185V186H17ZM21 185V186H20ZM27 185V186H26ZM211 185V186H210ZM53 188H52V187ZM98 186V187H97ZM122 186L124 187V189L122 188ZM25 187V188H24ZM40 187H41V189H40ZM206 187H204V188H199V192H204V189L206 188ZM249 187V188H248ZM17 188H19V189H17ZM51 188V189H50ZM76 188V189H75ZM127 188H130V189H127ZM40 189V190H39ZM126 189V190H125ZM254 189V190H253ZM262 189V190H261ZM52 190V191H51ZM123 190H124V192H123ZM202 190V191H201ZM12 191H13V187H12ZM23 191H25V192H23ZM46 191V192H45ZM78 191H80V192H78ZM91 191H92V193H94V194H92L91 193ZM102 191H105V192H102ZM245 191H247V192H245ZM257 191V192H256ZM128 192V193H127ZM254 192L255 193H258L259 192V196H257L256 197V199L255 200H253L254 198H252V197H255L254 196ZM49 193H50V196H49ZM77 193V194H76ZM100 193V194H99ZM130 193H132V194H130ZM136 193V194H135ZM46 194V195H45ZM80 194H82V195H84V194H86V196H89V198L91 197V199L90 200H88L89 198H87L86 199V197H84L83 199L84 200H82L81 199V195ZM126 196H125V195ZM193 194H198V192H193ZM22 195V196H21ZM51 197L50 199V201H49V197ZM93 195V196H92ZM96 195H98V196H96ZM100 195V196H99ZM240 195H242V197L240 196ZM10 196H12V194H10ZM101 196H103V197H101ZM128 196V197H127ZM80 197V198H79ZM46 198H47V200H46ZM131 198V199H130ZM37 199H39V201L37 200ZM57 199V200H56ZM142 199V198H141ZM262 199V200H261ZM43 200V201H42ZM55 201V203H54V201ZM69 200V201H68ZM86 200V201H85ZM136 200V201H135ZM200 200V199H199ZM246 200V201H245ZM28 201V202H29ZM33 201V202H32ZM71 201V202H70ZM77 201V202H76ZM83 201V203H81ZM88 201H89V203L90 204H92L91 206H90V204L88 203ZM101 201V202H100ZM140 201V202H139ZM241 201V202H240ZM26 203V205L25 204H20V205H18L17 207L19 208L18 209V211L19 210H21V211H19V212H25V213H27L28 214V212H30V205H29V203ZM51 202V203H50ZM87 202V203H86ZM116 202H117V200H116ZM187 202V203H186ZM251 202H253V203H251ZM57 203V204H56ZM70 203V204H69ZM81 203V204H80ZM136 203V204H135ZM199 203H201L200 205H199ZM209 203V202H208ZM238 203V204H237ZM71 205V206H74V207H77L78 208V212L77 213H75V214H73V218L74 219H78L79 220V222H78V226L76 227V228H71V233H69L68 234V238H67V241H66V243L64 244V246H66V247H61V243H63V240H62V236H61V232L63 231L62 230V226H61V224H60V216H61V207H62V205ZM78 204V205H77ZM88 204V205H87ZM186 204V205H185ZM210 204V203H209ZM247 204V205H246ZM23 205H25V206H23ZM83 205V206H82ZM94 205V206H93ZM127 205V206H126ZM191 205H192V207H191ZM197 205V206H196ZM211 205H214V203L213 204H211ZM220 205V206H219ZM236 205H237V208L238 207H240V208H236ZM87 206V207H86ZM89 206V207H88ZM133 206H135V207H133ZM145 206V207H144ZM26 207V208H25ZM58 207V208H57ZM86 209H85V208ZM95 207V208H94ZM148 207V208H147ZM181 207V208H180ZM190 207V208H189ZM234 207V208H233ZM22 208L24 209V210H22ZM57 208V209H56ZM90 208V209H89ZM92 208V209H91ZM39 209L41 210V209H45V210H47V207L45 206V207H39L38 209H37V211H39ZM89 211H88V210ZM100 209H101V213L99 212L100 211ZM125 209V210H124ZM139 209V210H138ZM183 209V210H182ZM26 210V211H25ZM27 210H29V211H27ZM91 210V211H90ZM95 210V211H94ZM138 210V211H137ZM177 210V211H176ZM218 210V211H217ZM226 210V211H225ZM150 211H151V208H150ZM198 212L197 214H195V212ZM88 214H87V213ZM133 212V213H132ZM138 213V214H137ZM222 213V214H221ZM57 214V215H56ZM128 214V215H127ZM133 214V215H132ZM206 214H207V216H206ZM46 215V214H45ZM56 215V216H55ZM59 215V216H58ZM214 215V216H213ZM89 216V217H88ZM103 216H106V215H104L103 214ZM129 216V217H128ZM222 216H223V218H222ZM42 217V216H41ZM41 217H39V218H41ZM92 217V218H91ZM210 217H212V218H210ZM258 217V218H257ZM55 218V219H54ZM56 218H58V219H56ZM109 218H110V220H111V222H109ZM120 218V217H119ZM147 218V219H146ZM208 218V219H207ZM223 219V220H221V219ZM92 219V220H91ZM104 219V220H103ZM129 219V220H128ZM137 219V220H136ZM149 219V220H148ZM230 219V220H229ZM250 219V220H249ZM255 219V222L253 221ZM257 219H258V221H257ZM37 220H38V218H36V219H34L33 220V224L35 225L36 223H37ZM59 220V221H58ZM89 220V221H88ZM120 220V221H119ZM152 220V221H151ZM193 220V221H192ZM195 220H197V221H195ZM122 221V222H121ZM138 221V222H137ZM188 221V220H187ZM198 221L200 222V223H198ZM203 221V222H202ZM206 221V222H205ZM217 221L218 222H220V223H218L217 224ZM84 222H86V223H84ZM93 222V224H91ZM120 222H121V224H120ZM151 222V223H150ZM152 222H153V224H152ZM205 222V223H204ZM224 222V223H223ZM229 222V223H228ZM243 222H249V223H243ZM251 222H252V224H251ZM108 223V224H107ZM110 223V224H109ZM112 223V224H111ZM116 223V224H115ZM214 223V224H213ZM241 223H242V225H241ZM50 224V225H49ZM83 224H84V227H83ZM87 224V225H86ZM223 224H227V225H230V226H227V225H223ZM238 224V225H237ZM249 224H251V225H249ZM52 225V226H51ZM114 225V226H113ZM120 225H121V227H120ZM245 225H247L248 227H246ZM92 226V227H91ZM112 226V227H111ZM117 226V227H116ZM125 226V227H124ZM152 226V227H151ZM250 226V227H249ZM51 227V228H50ZM79 227L81 228L80 230H78L79 229ZM91 227V228H90ZM123 227H124V230H123ZM222 227V228H221ZM237 227V228H236ZM57 228V229H56ZM113 228H115V229H113ZM225 228V229H224ZM239 228H242V229H240L239 230ZM251 229L250 230V233H249V231H248V229ZM33 229L34 230H36L33 234L35 235V234H38V232H39V229H38V226H35V227H33ZM32 229V230H33ZM109 229V230H108ZM118 229V230H117ZM155 231H154V230ZM224 229V230H223ZM38 230V231H37ZM48 230V231H47ZM84 230V231H83ZM113 230V231H112ZM232 230V231H231ZM237 230V231H236ZM107 231H109V233H107ZM118 231H121V232H119L118 233ZM153 231V232H152ZM223 231V232H222ZM234 231L235 232H237L238 234H236V233H234ZM28 232H30L29 233V235H31V230L30 231H28ZM155 232V233H154ZM216 232H219L220 233V236H219V240L218 239H216V238H218L215 234H216ZM82 233H83V235H82ZM105 233H107V237H106V234ZM123 233H126V234H123ZM154 233V234H153ZM222 233V234H221ZM242 233V234H241ZM250 235H249V234ZM113 234V235H112ZM197 234V235H196ZM203 234V235H202ZM111 235V236H110ZM243 235V236H242ZM249 235V236H248ZM87 236V237H86ZM116 236V237H115ZM127 238H126V237ZM129 236V237H128ZM188 236V237H187ZM199 236V237H198ZM202 236V237H201ZM239 236V237H238ZM91 238V239H89V238ZM157 237V238H156ZM216 237V238H215ZM225 237V238H224ZM58 238V239H57ZM111 239V238H113L114 239V242H111L110 244L108 243V241H107V239ZM211 238H212V240H211ZM223 240H222V239ZM232 238V239H231ZM84 239V240H83ZM120 239L122 240V241H120ZM165 239H167V241L165 240ZM173 239V238H172ZM177 239V240H176ZM202 239V240H201ZM221 239V240H220ZM227 239V240H226ZM56 240V241H55ZM59 240V241H58ZM71 240V241H70ZM76 240V243H75V246H74V244H73V248H72V243L74 242ZM116 240H119L118 242H116ZM138 240V241H137ZM229 240V241H228ZM238 240V241H237ZM258 240V241H257ZM61 241V242H60ZM166 241V242H165ZM200 242V244H199V242ZM222 241H224L225 243H223ZM137 242V243H136ZM182 242V243H181ZM212 242H213V245H211L212 244ZM219 242V244L217 245V243ZM118 243V244H117ZM198 243V244H197ZM209 243H211V244H209ZM233 243V244H232ZM246 243V244H245ZM50 244V245H49ZM122 244H123V246H122ZM125 244V245H124ZM192 244H193V246H192ZM214 244H216V246L214 245ZM238 244H239V247L238 248H236L237 246H238ZM44 245V246H43ZM48 245V246H47ZM55 245V246H54ZM135 245V246H134ZM164 245V246H163ZM189 245H190V248H189ZM199 245V246H198ZM202 245V246H201ZM226 247H224V246ZM236 245V246H235ZM245 245H246V247H245ZM254 245V246H253ZM256 245V246H255ZM50 246V247H49ZM88 246V247H87ZM126 246V247H125ZM185 246V247H184ZM196 246V247H195ZM199 248H198V247ZM204 246V247H203ZM210 246V247H209ZM212 246V247H211ZM234 246H235V248H234ZM18 247V246H17ZM56 247V248H55ZM58 247V248H57ZM218 247V248H217ZM222 247H224V248H222ZM24 248V249H23ZM26 246L24 245V246H19L17 249L15 248V250H16V252L18 253V254H23V252H21V249L25 252L26 251ZM69 248V249H68ZM163 248V249H162ZM187 248V250H185ZM217 248V249H216ZM230 248V249H229ZM257 248V249H256ZM51 249V250H50ZM61 251H60V250ZM160 249H162V250H160ZM195 249V250H194ZM198 249V250H197ZM230 251H229V250ZM239 249H240V251H239ZM252 249V251H250ZM255 249H256V251H255ZM17 250H19V251H17ZM50 250V251H49ZM70 250V251H69ZM74 252H73V251ZM221 250V251H220ZM224 250V251H223ZM246 250V251H245ZM163 251H164V253L166 254H164L163 253ZM187 251V252H186ZM195 251H196V253H195ZM198 251H201V252H198ZM203 251V252H202ZM229 251V252H228ZM255 251V252H254ZM20 252V253H19ZM51 252H52V254H51ZM54 252V253H53ZM65 252V253H64ZM184 252V253H183ZM221 252V254H219ZM244 252H245V254H244ZM252 252H254V253H252ZM43 253V254H42ZM50 255H49V254ZM62 253V254H61ZM123 253V254H124ZM161 253V254H160ZM211 253V254H210ZM250 253V254H249ZM48 254V255H47ZM76 254V255H75ZM162 254H164V255H162ZM169 254V255H168ZM208 254V255H207ZM252 254V255H251ZM259 254V255H258ZM25 257L27 256L26 255V253H24L23 254ZM183 255V256H182ZM216 255H218V256H216ZM220 255V256H219ZM221 255H222V259H221ZM236 255V256H235ZM247 256V258H245L246 256ZM254 255V256H253ZM263 257H262V256ZM60 256V257H59ZM142 258H141V257ZM170 256V257H169ZM192 256V257H191ZM46 257V258H45ZM129 257V258H128ZM166 257V258H165ZM175 257V258H174ZM180 257V258H179ZM215 257V258H214ZM218 257V258H217ZM225 259H224V258ZM236 257V258H235ZM178 258V259H177ZM184 258H185V260H184ZM212 258V259H211ZM239 258V259H238ZM243 258H244V260H243ZM256 258V259H255ZM48 259V260H47ZM54 259V260H53ZM77 259V260H76ZM134 261H133V260ZM161 259V260H160ZM164 259V260H163ZM187 259H189L188 261H187ZM210 259V261H208ZM228 259V260H227ZM237 259V260H236ZM243 260V261H241L240 262V260ZM245 259H247V260H245ZM249 259H251V260H249ZM32 260H35V261H32ZM37 260V261H36ZM130 260H131V263H130ZM137 260V261H136ZM218 260H219V262H218ZM58 263H57V262ZM173 261V262H172ZM204 261V262H203ZM35 262V263H34ZM77 262V263H76ZM213 262V263H212ZM226 262V263H225Z\"/></svg>",
    "mask_w": 264,
    "mask_h": 264
}]
</instances>
